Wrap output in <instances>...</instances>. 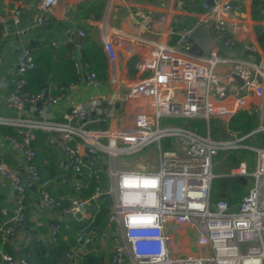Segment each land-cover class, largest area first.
Returning <instances> with one entry per match:
<instances>
[{
  "label": "built area",
  "instance_id": "1",
  "mask_svg": "<svg viewBox=\"0 0 264 264\" xmlns=\"http://www.w3.org/2000/svg\"><path fill=\"white\" fill-rule=\"evenodd\" d=\"M58 1L37 0L31 27L50 25ZM27 3L28 0H17L13 16L17 18L23 13ZM107 6L106 16L96 26L107 61L105 83L110 90L79 102L70 101L58 119L51 109L74 84L65 87L48 79L38 92H24L27 73L35 65L29 48L21 46L17 54L12 84L1 72L0 53V97L14 112L0 115V124L16 132L14 135L5 132L3 139L24 159L29 178L27 182L18 168L8 166L0 151V178L13 192L12 208L2 209L4 215L11 212L1 227L3 240L13 243L23 227L27 187L34 184L36 189L41 187L36 199L40 204L73 217L76 212L90 213L93 201L108 193L111 200L107 228L112 239L111 261L115 264H264V148L243 147L254 152V168L250 169L246 160L241 159L218 175L243 177L244 186L251 182L238 200L231 201L222 194L210 200L215 176L213 157L221 151L228 155L242 148L239 141L251 135L239 136L229 130V118L240 109L256 115H262L264 110L259 102L264 98V67L251 59L255 46H247V57L232 59L227 72H216V56L192 54L195 44L192 28L169 22L170 13L182 7L181 0H175L169 6L165 4L166 10L160 17L165 28L155 30L158 38L152 41L150 49L134 59L135 72L129 74L126 62L132 56L127 54L121 38L111 37L118 34L109 22L116 16V9L112 8V0H108ZM240 6V0H212V4L204 0L203 12L194 24L203 25L211 17L212 32ZM135 16L126 23L134 31L155 29L153 21H143L140 12L136 11ZM87 35L85 28L68 26L60 38L52 40V45L70 42V56L81 82L94 87L101 82L81 55L83 38ZM234 43L233 36L221 42L226 47ZM167 119L183 122L177 125L166 122ZM196 120L202 121L200 129L192 123ZM213 123L219 124L230 137L220 138ZM37 130L47 133V143L63 154L75 176L94 177L98 181L104 173L106 184H98L90 198L50 195L44 185L66 179L55 174L40 183L31 144ZM151 144L157 146L158 153L143 154ZM81 185L75 182V192L80 191ZM58 231V223L49 224L52 245ZM32 238L40 239L28 233L25 242ZM79 240L90 243L92 238L79 235ZM75 253L72 248L65 255L74 258ZM1 260L3 264H28L26 252L19 256L2 253Z\"/></svg>",
  "mask_w": 264,
  "mask_h": 264
},
{
  "label": "crops",
  "instance_id": "2",
  "mask_svg": "<svg viewBox=\"0 0 264 264\" xmlns=\"http://www.w3.org/2000/svg\"><path fill=\"white\" fill-rule=\"evenodd\" d=\"M16 1L17 0H0V53L3 57L1 72L10 84L14 82L15 65L17 60L13 59V56L14 54L15 56L18 54L21 46H25V42L27 41L30 31L33 29V27H31V19L34 6L37 2V0H28L26 9L16 18L12 14V10ZM174 1L175 0H112V8L116 9V16L109 22L112 26H114V28H116L118 34H111V37L121 38L124 41L125 49L128 51L127 54L129 55L130 53L129 56H132V58L135 59L136 57L141 56L144 52L151 48L152 41H155L158 38L155 34V30L157 28H165L164 23H162L160 20V17L162 16L163 11L166 10L165 4L169 6V3ZM203 1L204 0H181V9H175L170 13L169 22L174 26H184L187 25V22L189 21H193L195 23L198 20V16H200L203 12ZM99 2L103 3L99 16L96 17L92 12L91 15L86 14L87 6L90 4H97ZM240 2L241 6L239 10L233 11L232 13L226 15L225 22L222 25L220 24V28H218L219 30L216 28L217 26L214 27L211 32L212 43L210 47L203 53V55L213 54L218 58L215 66V71L218 73L227 72L232 59L247 57L249 52L247 49L248 45L255 46V51L251 56L252 58H250L253 59L254 62L258 63L261 67H264V49L259 46L255 36V27L257 25L264 26V20L252 19L250 13L251 0H240ZM107 3L108 0H90L89 3H77L74 0H59L53 8L52 21L54 20L58 23L62 22L65 26L63 29L68 26L80 25L77 27L85 28L89 33L87 36L99 43L100 30L97 28L96 23L106 16L108 12ZM112 8L110 6L111 10H113ZM136 11L140 12L143 21H153L155 29L152 31L139 33L137 29L134 31L133 26H129L132 28L131 30L126 25V23H129V20H131L133 17H136ZM112 12H115V10ZM203 24H207L211 29V27L214 26V21L210 17L207 22ZM226 25L227 29L225 28ZM221 28L222 30H220ZM21 29H23V31H21ZM227 36H233L235 38V43L232 47H226L221 44L223 39H225ZM192 54L194 56H198V54L194 52H192ZM84 89L85 87H82L79 84H74L71 86L68 89L65 98L59 104H57V106L51 109V114L57 119L60 118L62 111L68 107L70 101L75 102V100L84 96ZM109 90L110 87L105 83V81H103L93 87L94 92L91 95L107 94ZM259 102L262 104V107H264V98H262ZM13 114L14 112L5 106L2 98L0 97V115L7 116ZM255 121L257 126L251 135L257 131L264 132V110H262V115L259 113L256 115ZM53 149L57 157V174L66 176L67 182L61 185H56V182L49 183H53L51 190L54 193H58V191L60 192L57 197H63L64 199H67L71 196H74L72 192H75L74 185L78 180V177L72 173L70 167L66 164L63 154L57 148L53 147ZM0 151L3 161L8 166L18 168L23 176V179L29 182L28 174L25 170L26 163L24 159L15 151V149L7 140L3 139V134H0ZM43 163H47L45 159L42 161V164ZM42 164L41 162H38L36 165L39 167ZM49 183H46L44 186L48 185ZM34 190H36V188ZM10 191L11 190L8 188L6 183L0 178L1 213L3 208L11 209L13 206V201H9ZM39 206V210L36 209L32 211V216L28 218L29 222H25L23 227L17 232L14 242L11 244L7 243L6 247L1 246L0 264L3 263L1 260L2 253H7L9 251V253L14 256H19L25 253L21 250L26 245L25 236L28 234L27 232L29 230H34L36 232L35 234L39 236V240L48 245L50 248L52 243L50 240L48 227L49 224L52 223L51 221L53 219L60 220L73 217L70 215H61L58 213V210L51 209L43 204H39ZM89 216H91V212H86L81 215L80 219ZM104 229H107V231L103 230L102 234L96 236L99 245L97 251L103 252L105 254H111V235L107 227ZM64 239H67L66 236H64ZM3 241L6 243L5 240ZM91 241H93V239ZM78 245L79 246L74 251H80L81 254L90 249H95L97 246L96 243L92 244L91 242ZM79 258L80 256L76 258L74 257V261L71 264H79Z\"/></svg>",
  "mask_w": 264,
  "mask_h": 264
},
{
  "label": "trees",
  "instance_id": "3",
  "mask_svg": "<svg viewBox=\"0 0 264 264\" xmlns=\"http://www.w3.org/2000/svg\"><path fill=\"white\" fill-rule=\"evenodd\" d=\"M102 2L97 4H90L86 7V14L91 15V12L95 16H99L102 9ZM251 17L254 20H264V0H251L250 4ZM80 26V25H77ZM65 26L62 22L52 21L50 25L43 27H33L30 34L25 42V46L29 48L35 65L34 68L29 70L27 73V81L23 89L24 92L34 93L38 92L48 81L53 80L56 84L68 87L72 84H82L78 73L75 70L74 62L71 59L70 51L72 50V44L70 42L59 43L56 47L52 45V40L62 36V29ZM255 36L259 46L264 49V26L257 25L255 27ZM82 59H85L90 64V70L94 72L100 82H103L107 78V61L105 54L99 43L92 40L89 36L83 38L82 48ZM134 58H131L127 62L129 68V74H133L132 63ZM13 82V80H12ZM193 124H197L199 129L202 125V121H192ZM257 126L255 120L252 119L250 113L246 109L238 110L232 115L228 122L227 127L229 130L236 132L239 136H244L253 131ZM8 132L9 134H16L14 129L6 125L0 124V134ZM254 134H264V132L257 131ZM251 136V135H249ZM249 136L245 137L248 138ZM32 146L35 149L34 163L37 164L45 159L46 164L43 163L41 166H37L38 172L41 176L40 183L51 178L57 174V157L52 146L47 143V133L40 130L35 131V139L32 141ZM242 151L237 149L231 151L227 155V161L229 166L236 165L241 159L242 154L237 155L238 152ZM45 172V173H44ZM66 181H56V185H61L67 182V177L64 176ZM77 182H81L79 192H72L74 195L81 196L83 198H90L94 188L98 184H106L107 178L104 173L100 174V179L96 181L94 177H81L78 178ZM224 187V196L231 198V201L238 200L244 193L243 184L240 182H233L230 188L232 195H227L225 189L228 187V183L223 185L220 180L217 181ZM53 183H49L44 186V189L54 197L59 195L54 193L52 189ZM41 187L36 190H32L30 186L27 187V197L25 200V222H29L28 218L32 216V211L37 208L34 203L37 199ZM68 189V188H67ZM222 193H214L211 184L210 200L213 201L218 199ZM58 198V197H57ZM110 202L104 197H98L93 201V207L91 208V216L76 219L66 218L56 220L53 219L51 222L59 224V231L56 236L55 245L62 253L66 254L74 248L79 246L77 237L79 235H90L93 241L97 244L95 249L85 251L80 255L79 264H115L111 261V254H105L97 251L98 239L96 236L103 233L104 228L107 227V218L109 213ZM95 207V209H93ZM11 212L3 215L0 212V248L6 247L7 242L3 241L1 227L5 226V220L9 218ZM33 223V222H31ZM41 228V226H40ZM27 233L32 236L36 235L34 230H29ZM66 236L67 239H64ZM49 247L40 240L35 238L30 239L21 251L27 253L28 264H60L57 257L53 253L48 252ZM9 253V251L7 252ZM3 264V263H2Z\"/></svg>",
  "mask_w": 264,
  "mask_h": 264
},
{
  "label": "rangeland",
  "instance_id": "4",
  "mask_svg": "<svg viewBox=\"0 0 264 264\" xmlns=\"http://www.w3.org/2000/svg\"><path fill=\"white\" fill-rule=\"evenodd\" d=\"M90 0H83L82 2H86L89 3ZM98 1V0H97ZM100 1V0H99ZM13 59H17V54L15 56H13ZM148 73H146L145 75H147ZM80 86L85 87L84 89V96L78 98L77 100H75V102H79L82 101L83 99L89 97L91 94H93V87H88L85 84H80ZM120 111L118 110L117 113H119ZM166 122L168 123H175L177 125L182 124L183 120L181 119H167ZM188 123L190 121H187ZM201 133H203L202 131H200ZM212 136L215 137V132L213 131ZM239 144L242 146V148H240L242 151L238 152L237 155L242 154V159H245L246 162L248 163V165H250V169L254 168V152L252 150H250L249 148H243V147H251V148H264V134L258 135V134H252L251 136H249L246 139L240 140ZM152 152H156L158 153V148L156 145L151 144L149 146H147L144 149L143 154L145 153H152ZM141 154V153H140ZM137 154H134L133 156H136ZM223 155H225V157L223 158ZM213 162H214V166H213V174L215 175L213 177L212 180V189L214 193H222L224 191V187L221 184H218V180H220V177L218 176L219 174L225 172L229 165H228V161H227V155L226 152L221 151L217 156L213 157ZM156 161H158V157L156 158ZM128 163H132L130 160L127 159ZM252 179V178H250ZM235 181H229L228 183V187L225 189V193H227V195H231V186L232 183ZM250 181L243 187L244 192L248 189V187L250 186ZM213 201V199H212Z\"/></svg>",
  "mask_w": 264,
  "mask_h": 264
},
{
  "label": "water",
  "instance_id": "5",
  "mask_svg": "<svg viewBox=\"0 0 264 264\" xmlns=\"http://www.w3.org/2000/svg\"><path fill=\"white\" fill-rule=\"evenodd\" d=\"M207 3L212 4V0H207ZM187 26L192 28L193 33L195 35V44L192 47V52L198 54V55H202L204 53V51H206L211 43H212V36H211V29L209 28V26L207 24H203V25H198V24H194L193 21H189L187 22ZM236 80L241 83V79L238 76H235ZM40 102H37L36 106H39ZM49 110V109H48ZM252 117L253 120L256 119V113L254 112H250L248 111ZM213 127L215 129H217V135L220 138H229L230 136L228 135V133L225 130H222L220 125L217 123H213ZM255 130L251 131L250 133H253ZM103 160H105V157H103ZM105 167V166H104ZM220 181L222 184H227L229 181H235V182H240L243 183L244 179L243 177L240 176H224V177H220ZM30 188L32 190L35 189V185L31 184L29 185ZM103 190H105V187H103ZM222 195H224V193H222ZM101 197H104L105 199H107L108 201L111 200V197L108 193L104 192L101 194ZM13 198V192L10 191L9 193V201H11ZM39 201L36 200L34 203V206L39 210ZM95 209V207L93 208ZM81 211L83 210V208L80 209ZM74 217L76 219H80L81 218V212H76L74 214ZM104 231H107V229H104ZM92 244H95L94 241H91ZM78 244L83 245V240H79ZM49 253H53L60 264H71L74 261V258H68L64 253H62L61 251H59V249L57 248L56 245H52L49 250ZM75 258L81 255L80 251H76L75 253Z\"/></svg>",
  "mask_w": 264,
  "mask_h": 264
}]
</instances>
